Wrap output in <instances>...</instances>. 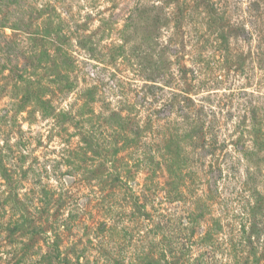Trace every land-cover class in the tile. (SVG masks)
Segmentation results:
<instances>
[{"label": "rangeland", "instance_id": "rangeland-1", "mask_svg": "<svg viewBox=\"0 0 264 264\" xmlns=\"http://www.w3.org/2000/svg\"><path fill=\"white\" fill-rule=\"evenodd\" d=\"M0 264H264V0H0Z\"/></svg>", "mask_w": 264, "mask_h": 264}]
</instances>
